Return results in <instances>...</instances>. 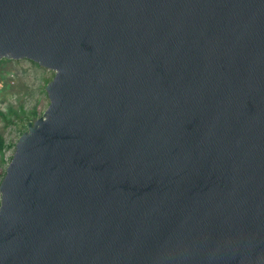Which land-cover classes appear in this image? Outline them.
Returning <instances> with one entry per match:
<instances>
[{
  "label": "water",
  "instance_id": "1",
  "mask_svg": "<svg viewBox=\"0 0 264 264\" xmlns=\"http://www.w3.org/2000/svg\"><path fill=\"white\" fill-rule=\"evenodd\" d=\"M1 59L53 76L0 264H264V0H0Z\"/></svg>",
  "mask_w": 264,
  "mask_h": 264
},
{
  "label": "rangeland",
  "instance_id": "2",
  "mask_svg": "<svg viewBox=\"0 0 264 264\" xmlns=\"http://www.w3.org/2000/svg\"><path fill=\"white\" fill-rule=\"evenodd\" d=\"M52 76V71L28 59L0 60V135L6 144L0 152V181L26 124L19 117L24 113L29 115L32 108H35L36 117L29 121L43 113L48 105L44 87Z\"/></svg>",
  "mask_w": 264,
  "mask_h": 264
},
{
  "label": "trees",
  "instance_id": "3",
  "mask_svg": "<svg viewBox=\"0 0 264 264\" xmlns=\"http://www.w3.org/2000/svg\"><path fill=\"white\" fill-rule=\"evenodd\" d=\"M1 60H4V59H1ZM9 60H10V59H9ZM49 80H50V78L46 80V83H47ZM44 88H45V87H44ZM44 91H45V90H44ZM34 117H36V111H35V108H32V109L30 110L29 115L26 114V113H24L22 116L19 117V120H20V121H26V124L23 126L24 129L20 132V134H21L23 131L26 130L28 121H29V120H32ZM4 141H5L4 138L0 135V152H3V150H4L5 147H6V144H5ZM11 156H12V155H11ZM4 173H5V172H4ZM4 173L1 174V177L4 175Z\"/></svg>",
  "mask_w": 264,
  "mask_h": 264
}]
</instances>
